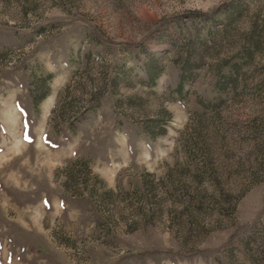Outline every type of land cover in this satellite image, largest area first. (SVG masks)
<instances>
[{
    "label": "rangeland",
    "instance_id": "374dc122",
    "mask_svg": "<svg viewBox=\"0 0 264 264\" xmlns=\"http://www.w3.org/2000/svg\"><path fill=\"white\" fill-rule=\"evenodd\" d=\"M2 174L0 264H264V0H0Z\"/></svg>",
    "mask_w": 264,
    "mask_h": 264
},
{
    "label": "crops",
    "instance_id": "0c3cea01",
    "mask_svg": "<svg viewBox=\"0 0 264 264\" xmlns=\"http://www.w3.org/2000/svg\"><path fill=\"white\" fill-rule=\"evenodd\" d=\"M42 99H43V97L40 99V101H41ZM40 101L38 102L37 105H39ZM37 105H35V107H37ZM47 107H48V106H47ZM47 107H46V110L48 109ZM50 109H51V107H50ZM51 110L53 111V108H52ZM58 164H59V162H58L57 164L55 163L54 166H53V168H56V167L58 166ZM1 176H2V177H0V185H2V186H3L4 184L6 185L7 182H8V178H6V179L3 178V177H4L3 174H2ZM18 181L20 182V178H19ZM5 185H4V186H5Z\"/></svg>",
    "mask_w": 264,
    "mask_h": 264
},
{
    "label": "trees",
    "instance_id": "16d2710c",
    "mask_svg": "<svg viewBox=\"0 0 264 264\" xmlns=\"http://www.w3.org/2000/svg\"><path fill=\"white\" fill-rule=\"evenodd\" d=\"M42 90L41 89H39L36 93V95H38L39 97H37L36 95L34 96V103H35V105H37L38 104V102L40 101V98L43 96V94L42 93H44V92H41Z\"/></svg>",
    "mask_w": 264,
    "mask_h": 264
}]
</instances>
